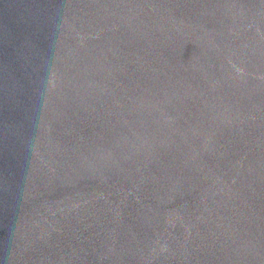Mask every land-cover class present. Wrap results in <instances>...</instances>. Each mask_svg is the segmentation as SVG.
Listing matches in <instances>:
<instances>
[{"label":"water","instance_id":"obj_1","mask_svg":"<svg viewBox=\"0 0 264 264\" xmlns=\"http://www.w3.org/2000/svg\"><path fill=\"white\" fill-rule=\"evenodd\" d=\"M0 264H264V0H0Z\"/></svg>","mask_w":264,"mask_h":264}]
</instances>
